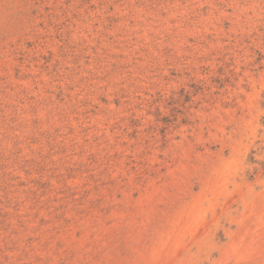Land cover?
Instances as JSON below:
<instances>
[{"label":"rangeland","instance_id":"1","mask_svg":"<svg viewBox=\"0 0 264 264\" xmlns=\"http://www.w3.org/2000/svg\"><path fill=\"white\" fill-rule=\"evenodd\" d=\"M0 264H264V0H0Z\"/></svg>","mask_w":264,"mask_h":264}]
</instances>
